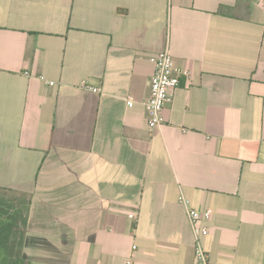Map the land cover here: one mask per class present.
<instances>
[{
    "label": "crops",
    "instance_id": "1",
    "mask_svg": "<svg viewBox=\"0 0 264 264\" xmlns=\"http://www.w3.org/2000/svg\"><path fill=\"white\" fill-rule=\"evenodd\" d=\"M166 49L188 76L151 129ZM0 194L27 264H194L187 208L212 213L210 264H264V10L0 0Z\"/></svg>",
    "mask_w": 264,
    "mask_h": 264
},
{
    "label": "built area",
    "instance_id": "2",
    "mask_svg": "<svg viewBox=\"0 0 264 264\" xmlns=\"http://www.w3.org/2000/svg\"><path fill=\"white\" fill-rule=\"evenodd\" d=\"M253 1L264 10V0ZM181 75L188 76V73L186 71L181 72L176 68L168 49L156 55L154 73L150 80V93L142 103L147 114V124L151 129H156L163 123V112L165 107L172 101L173 91L178 87ZM40 79L50 86L54 85L52 82ZM82 88L93 93L99 92L98 89L88 85H82ZM126 103L128 107H132L134 100L128 97ZM179 202L186 207L187 202L182 196L179 198ZM211 215L209 209L200 211L187 208V217L193 235L194 264H210L209 256L203 245V238L209 232L207 223ZM123 264H133V262L131 258H128Z\"/></svg>",
    "mask_w": 264,
    "mask_h": 264
},
{
    "label": "trees",
    "instance_id": "3",
    "mask_svg": "<svg viewBox=\"0 0 264 264\" xmlns=\"http://www.w3.org/2000/svg\"><path fill=\"white\" fill-rule=\"evenodd\" d=\"M9 203L0 194V264H27L22 257L21 247L24 229L22 206L12 205L15 209L11 219H5L9 214Z\"/></svg>",
    "mask_w": 264,
    "mask_h": 264
},
{
    "label": "rangeland",
    "instance_id": "4",
    "mask_svg": "<svg viewBox=\"0 0 264 264\" xmlns=\"http://www.w3.org/2000/svg\"><path fill=\"white\" fill-rule=\"evenodd\" d=\"M21 198H17V197H13V200L12 201H18V200H20ZM10 203V202H9ZM17 203H20V202H17ZM17 203H15L14 202V204L11 202V204L12 205H14V206H16L17 205ZM11 205V207H10V213L9 214H6L4 217H5V219H11V214L13 213V210H14V207Z\"/></svg>",
    "mask_w": 264,
    "mask_h": 264
}]
</instances>
